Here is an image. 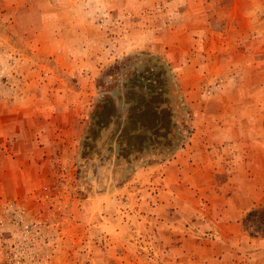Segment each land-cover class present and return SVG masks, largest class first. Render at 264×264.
Returning a JSON list of instances; mask_svg holds the SVG:
<instances>
[{"label": "rangeland", "instance_id": "374dc122", "mask_svg": "<svg viewBox=\"0 0 264 264\" xmlns=\"http://www.w3.org/2000/svg\"><path fill=\"white\" fill-rule=\"evenodd\" d=\"M155 64L180 149L90 153ZM260 205L264 0H0V264H264Z\"/></svg>", "mask_w": 264, "mask_h": 264}, {"label": "flooded vegetation", "instance_id": "af4514ba", "mask_svg": "<svg viewBox=\"0 0 264 264\" xmlns=\"http://www.w3.org/2000/svg\"><path fill=\"white\" fill-rule=\"evenodd\" d=\"M162 65L159 69L151 66L150 71L134 73L135 77L131 80L136 81L137 89H132L133 94L126 96L128 103H134L120 114L119 101L111 116L100 120L102 125H95L93 132H96L97 136L93 141L96 142V147L90 153L98 149L97 142L102 138V130H108L113 122L118 128L111 138H116L115 143L120 148L117 157H120V160H139L143 158L144 153L167 157L180 149L179 134H175L176 127L180 126L174 108L175 87H171L174 80L170 70H165V65ZM110 105L111 102L108 101L107 107ZM103 121H107L108 125L105 126ZM180 128L183 130V127ZM130 143H133V146L128 147Z\"/></svg>", "mask_w": 264, "mask_h": 264}, {"label": "trees", "instance_id": "16d2710c", "mask_svg": "<svg viewBox=\"0 0 264 264\" xmlns=\"http://www.w3.org/2000/svg\"><path fill=\"white\" fill-rule=\"evenodd\" d=\"M109 100H104L102 103L105 105ZM131 104V103H130ZM129 104V106H130ZM128 106V107H129ZM98 109L97 111L99 112L102 109ZM95 122L91 124V130H92V136L93 138L95 137L93 135V128L95 126ZM161 129V128H160ZM89 135L91 133L89 132ZM90 139L89 136L86 137V140ZM133 146V143L128 144V147ZM243 228L246 232H248L252 237H264V205H260L259 207L253 208L251 211H249L245 218L243 219Z\"/></svg>", "mask_w": 264, "mask_h": 264}, {"label": "water", "instance_id": "95a60500", "mask_svg": "<svg viewBox=\"0 0 264 264\" xmlns=\"http://www.w3.org/2000/svg\"><path fill=\"white\" fill-rule=\"evenodd\" d=\"M160 66H163V65H160ZM156 68H158V67L156 66ZM164 68H165V70H168L166 65L164 66ZM171 87L174 89V84L173 85L171 84ZM131 103H134V102H131ZM119 112H120V108H119Z\"/></svg>", "mask_w": 264, "mask_h": 264}]
</instances>
